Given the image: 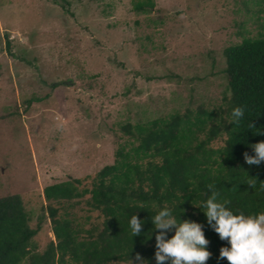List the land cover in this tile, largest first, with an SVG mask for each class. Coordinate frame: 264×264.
I'll list each match as a JSON object with an SVG mask.
<instances>
[{"label":"rangeland","instance_id":"374dc122","mask_svg":"<svg viewBox=\"0 0 264 264\" xmlns=\"http://www.w3.org/2000/svg\"><path fill=\"white\" fill-rule=\"evenodd\" d=\"M135 1L0 0V196L21 195L33 227L43 216L39 251L56 239L47 185L91 187L131 140L127 121L223 101L224 48L264 32V0ZM73 208L81 238L102 227L99 210Z\"/></svg>","mask_w":264,"mask_h":264},{"label":"trees","instance_id":"16d2710c","mask_svg":"<svg viewBox=\"0 0 264 264\" xmlns=\"http://www.w3.org/2000/svg\"><path fill=\"white\" fill-rule=\"evenodd\" d=\"M154 6V0L135 1L141 12ZM239 33L242 39L223 50V101L213 108L200 104L185 112L127 121L122 128L131 140L117 149L115 161L96 174L91 187L76 177L45 187L56 239L43 251L34 240L43 216L33 227L21 195L0 196V264H109L136 261L137 253L147 264H156L155 236L160 230L151 218L165 206L178 221L203 225L212 253L206 264H228L219 255L230 245L195 205L208 199V185L213 184L220 200L231 201L234 214L264 212V162L248 165L244 159L245 152L255 155L251 145L264 141V32ZM237 107L244 110L238 122L232 117ZM218 141L222 144L214 146ZM82 202L104 216L101 228L85 230L88 238H81V223L72 212ZM133 215L143 223L135 237L130 229ZM174 234L175 229L168 231L167 238Z\"/></svg>","mask_w":264,"mask_h":264},{"label":"clouds","instance_id":"9594fccd","mask_svg":"<svg viewBox=\"0 0 264 264\" xmlns=\"http://www.w3.org/2000/svg\"><path fill=\"white\" fill-rule=\"evenodd\" d=\"M244 116L242 108H235L232 117L236 122ZM254 126V125H253ZM255 155L244 153L248 165H260L264 162V141L251 145ZM251 187L254 184L249 182ZM211 195L201 205L208 224L219 235L221 240L227 241L229 246L220 249L219 259L228 264H264V212L245 215L243 212L234 214L229 208L230 200H220V193L215 185H208ZM155 229L160 230L156 239V264H206L212 256L208 251L210 241L206 238L203 225L190 220L178 221L172 211L165 206L151 218ZM142 221L138 215L130 220L132 236L142 232ZM175 229V234L168 239L167 233ZM139 264H146L143 257L137 253L135 257Z\"/></svg>","mask_w":264,"mask_h":264}]
</instances>
